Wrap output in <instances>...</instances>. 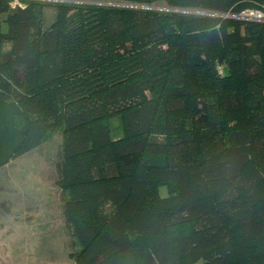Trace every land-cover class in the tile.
<instances>
[{
	"label": "trees",
	"instance_id": "obj_1",
	"mask_svg": "<svg viewBox=\"0 0 264 264\" xmlns=\"http://www.w3.org/2000/svg\"><path fill=\"white\" fill-rule=\"evenodd\" d=\"M14 3L0 167L60 133L74 264H264V0Z\"/></svg>",
	"mask_w": 264,
	"mask_h": 264
},
{
	"label": "rangeland",
	"instance_id": "obj_2",
	"mask_svg": "<svg viewBox=\"0 0 264 264\" xmlns=\"http://www.w3.org/2000/svg\"><path fill=\"white\" fill-rule=\"evenodd\" d=\"M54 11L53 6H46L44 19L49 20ZM1 26L6 27L4 21ZM59 140L57 131L0 167V264H74L77 246L73 247L65 231L60 190L54 182L53 159ZM159 192L166 193L165 185H160Z\"/></svg>",
	"mask_w": 264,
	"mask_h": 264
},
{
	"label": "built area",
	"instance_id": "obj_3",
	"mask_svg": "<svg viewBox=\"0 0 264 264\" xmlns=\"http://www.w3.org/2000/svg\"><path fill=\"white\" fill-rule=\"evenodd\" d=\"M244 17H251L256 19H264V12L258 10H248L242 13Z\"/></svg>",
	"mask_w": 264,
	"mask_h": 264
}]
</instances>
